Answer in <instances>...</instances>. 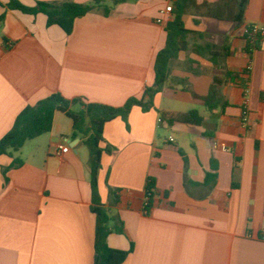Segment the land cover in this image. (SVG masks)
Here are the masks:
<instances>
[{
    "label": "crops",
    "instance_id": "1",
    "mask_svg": "<svg viewBox=\"0 0 264 264\" xmlns=\"http://www.w3.org/2000/svg\"><path fill=\"white\" fill-rule=\"evenodd\" d=\"M104 1L109 16L98 6L67 34L0 0V140L53 94L119 108L154 85L173 1ZM208 4L184 15L191 33L155 107L136 106L127 122L104 128L99 195L110 248L130 252L124 264H264V44L250 55L245 40L249 27L264 28V0H249L241 22L239 0ZM191 111L201 125L169 124ZM73 134L72 120L56 113L50 133L0 157V264H94L90 152ZM59 145L70 152L57 155ZM16 159L23 164L13 168Z\"/></svg>",
    "mask_w": 264,
    "mask_h": 264
},
{
    "label": "trees",
    "instance_id": "2",
    "mask_svg": "<svg viewBox=\"0 0 264 264\" xmlns=\"http://www.w3.org/2000/svg\"><path fill=\"white\" fill-rule=\"evenodd\" d=\"M131 0H115L114 5ZM172 19L166 25L168 35L166 47L159 52L156 59V79L154 85L147 87L141 99L132 98L123 107H112L98 103H89L84 98L66 99L60 94L40 101L36 106L27 107L16 119L11 131L0 140V157L19 152L24 145L52 131L56 113H63L73 122V137H81L90 152V168L92 171L93 213L96 215V238L94 264H124L130 252L110 248L108 238L112 233V221L109 212L101 203L99 195L98 175L101 169L102 156L109 152L101 147L104 142V128L106 124L117 118L128 121L134 107H140L144 112H149L155 107V98L162 92L170 76L171 62L177 59L182 51L190 31L186 29L183 17L190 8L203 9L209 7L210 0H172ZM240 12L237 19H244L249 0H239ZM106 1L96 0L89 5L77 3H64L55 5L37 2L35 7H28L19 0H8L6 7L13 11L29 15L44 14L48 18V26H59L67 34H71L76 20L86 17L98 6L105 5ZM2 5V4H0ZM104 15L109 16L110 7H103ZM246 52L250 55L262 48L264 35L254 33L252 26L246 33ZM214 48H211L213 51ZM213 56L216 53L212 52ZM232 79L235 77L230 75ZM217 82V81H216ZM244 88L249 84L247 78L241 80ZM166 118V116H164ZM202 117L197 111L188 114L176 115L169 119V124H195L201 125ZM23 162L16 159L13 168L22 166ZM216 175L208 174L207 182L215 181ZM155 194V181L148 179L146 188V210L149 212Z\"/></svg>",
    "mask_w": 264,
    "mask_h": 264
},
{
    "label": "built area",
    "instance_id": "3",
    "mask_svg": "<svg viewBox=\"0 0 264 264\" xmlns=\"http://www.w3.org/2000/svg\"><path fill=\"white\" fill-rule=\"evenodd\" d=\"M173 13V10H172V6H169L167 7L166 11H164L163 14L165 15H171ZM253 28V32L254 33H261L262 35H264V28H260L258 26H252ZM252 72V65L250 64L247 69H246V78L248 79L250 74ZM159 124H163L164 123V119L163 118H160L158 120ZM243 125L244 127H248L249 125V121H248V118H244L243 120ZM171 141H174L173 139ZM70 152V148L68 146H65V145H59L58 146V153L57 155H65V154H68ZM146 205H147V202H146Z\"/></svg>",
    "mask_w": 264,
    "mask_h": 264
}]
</instances>
